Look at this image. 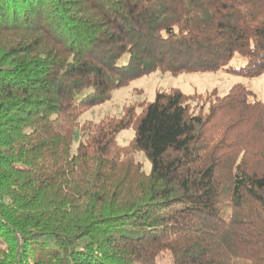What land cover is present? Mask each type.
Wrapping results in <instances>:
<instances>
[{
	"label": "trees",
	"instance_id": "1",
	"mask_svg": "<svg viewBox=\"0 0 264 264\" xmlns=\"http://www.w3.org/2000/svg\"><path fill=\"white\" fill-rule=\"evenodd\" d=\"M157 71L262 75L264 0H0V264H147L161 247L264 264V100L244 83L82 120Z\"/></svg>",
	"mask_w": 264,
	"mask_h": 264
},
{
	"label": "rangeland",
	"instance_id": "2",
	"mask_svg": "<svg viewBox=\"0 0 264 264\" xmlns=\"http://www.w3.org/2000/svg\"><path fill=\"white\" fill-rule=\"evenodd\" d=\"M236 82L244 83L252 90L256 97L264 100V73L257 77H244L225 72H197L171 73L154 72L147 76L138 78L129 86L118 89L114 92L110 101L90 108L82 115V120L99 121L107 114L122 116L126 106L139 103L145 99H153L157 90L178 87L185 93L207 94L213 90L220 95L227 93ZM134 135V129L129 128L118 134V141L121 145H127ZM136 158L141 161L144 168L149 170L151 162L144 153H137ZM173 256L170 249L161 247L159 253L149 259L147 264H172Z\"/></svg>",
	"mask_w": 264,
	"mask_h": 264
}]
</instances>
